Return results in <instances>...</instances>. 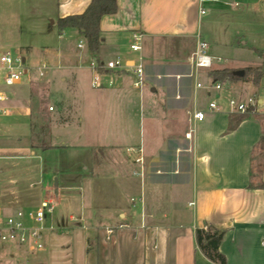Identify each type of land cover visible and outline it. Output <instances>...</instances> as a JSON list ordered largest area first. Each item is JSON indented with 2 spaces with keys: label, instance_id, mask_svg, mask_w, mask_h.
<instances>
[{
  "label": "crops",
  "instance_id": "1",
  "mask_svg": "<svg viewBox=\"0 0 264 264\" xmlns=\"http://www.w3.org/2000/svg\"><path fill=\"white\" fill-rule=\"evenodd\" d=\"M203 2L117 0V12L105 14L100 20L101 44L95 58L107 61L121 56L126 66H130L142 56L146 82L136 88L132 73L122 70L112 85L107 82L100 87L98 95L105 100L104 105L91 108L88 121L94 122L97 128L101 126L103 131L99 132L103 136H112L110 142L90 146L80 140L67 144V137L83 136L86 118L80 110L78 122H71L65 116L58 123L59 144L40 149V178L35 184L30 183V186L39 185L34 188L39 201L36 205L51 195L58 200L57 194L62 189L68 190L67 193L75 190L86 193L96 184L103 188L115 186L119 201L105 211H94L93 218H89L93 236L87 237L86 250L95 256L92 255V264H218L209 260L196 243V228L206 225L225 231L220 251L227 259L226 264H264V113H251L238 120L239 114L210 109V101L221 102L223 98L218 95V99L205 104L202 99L211 92L196 86L198 80L210 82L209 69L203 72L204 81L200 80L201 70L196 78L192 59L188 63L187 55L174 50L159 51L161 40L197 43ZM54 3L53 11L46 15L49 24L43 31L52 42L36 48L26 46L30 48L29 53L23 56L25 61L33 54L40 56L41 63H47L50 68L53 65L45 57L52 54L56 68L68 71L60 77L61 86L72 87L75 99L84 75L89 72L92 78L88 64L93 56L78 30L66 28L60 32L57 20L83 13L91 0H54ZM134 32L143 34L139 52L130 49ZM80 41L85 42L83 47L78 46ZM24 85L9 89L13 97L8 105L13 114L5 119L0 139L13 135L19 127H24L27 134L31 132V117L37 114L29 106L27 90L26 98L22 97L20 88ZM0 89L8 88L0 84ZM58 93L62 99L69 96V91ZM137 95L144 118L154 122L148 130L154 152L143 142L142 133L136 137L137 125L131 128L128 123V101H134ZM187 107L191 109L190 119L177 118ZM195 110L205 113L203 120L193 118ZM115 113L121 118L116 128ZM170 145L179 152L184 146L188 150L178 155L174 148L176 158H172L166 154ZM5 146L0 145V151L7 150ZM30 146L38 150L36 145ZM140 146L145 161L173 166L170 171L156 170L155 174L162 178L169 177L172 181L180 174L177 162H188L184 170L186 180L172 181L167 189L161 187L152 192L146 177L134 174L139 165L126 152L127 147ZM32 154L36 155V151ZM257 163L259 169L255 168ZM145 168L143 164L144 173ZM132 197L137 200L133 202ZM0 207L9 211L5 206ZM81 213L78 216L83 220L85 212ZM50 218L53 219L52 215ZM108 228L113 230L110 235ZM8 254L10 258L21 257L14 251Z\"/></svg>",
  "mask_w": 264,
  "mask_h": 264
},
{
  "label": "rangeland",
  "instance_id": "2",
  "mask_svg": "<svg viewBox=\"0 0 264 264\" xmlns=\"http://www.w3.org/2000/svg\"><path fill=\"white\" fill-rule=\"evenodd\" d=\"M54 4V0H0V50H10L13 53L17 50L23 55L29 53L30 48L26 46L36 48L47 44L46 42H52V38L43 31L45 28L47 29L49 24L46 15L53 11ZM202 9L204 13L199 22L200 38L208 42L209 53L222 60L220 63H215L214 69L241 70L251 66L264 70V0H204ZM195 45L196 43L190 41L161 40L159 51L161 53H167L171 50L180 51L179 53L187 55L188 63L189 61L191 63ZM45 59L50 66H53L45 70L43 75L38 72V67L42 61L40 56L35 54L29 56L24 65L28 68V74L25 75L23 81L27 87L24 85L20 88L23 92L22 97L23 99L28 97L29 106L31 108L35 106L33 111L36 110L37 114L31 117V132L27 134L24 127H19L13 135L4 136L0 139V145H6L5 147L8 148L0 151V205L5 206L9 211L16 208L32 207L39 202L38 197L35 196V189L39 185L30 186V183L37 182L40 178L42 163L39 158L40 149L44 145L52 147L60 143L56 134L59 132L58 123L61 122L62 118L67 116L69 121L78 122L80 115L78 111L80 110L86 118L83 124L85 134L83 133L80 139L67 137V144H75L81 140L84 144L94 146L100 142L103 144L113 140L109 134L103 136V133L99 132L103 131L101 126L97 128L94 122L88 121L91 108L102 107L105 101L98 95L101 88H94L90 85L91 73L87 72L84 75L81 87L76 91V98L74 99L72 98L74 94L72 87L64 88L60 83V77L68 71L56 68V60L52 54H49ZM91 60L92 58L89 62ZM143 64L145 68L144 60ZM183 68L188 70L185 66ZM200 70L202 73L199 78L204 81L203 72L205 70L208 72V70ZM121 71L111 70L106 77L107 85H112ZM4 74V70L0 69V84H3ZM110 80L112 81L110 82ZM203 83L206 85L205 82ZM26 90L27 95L25 97ZM60 90L69 91V96L66 99L59 98L58 92ZM209 91L211 94L202 99L205 104L211 99H218V95L223 99L230 96L244 100L249 97L256 100L262 98L263 102L258 103L257 106L259 112L264 113V76L259 85L247 80L226 81L222 90L217 91L210 88ZM139 100V95H137L134 101H128V123L131 128L132 125H137L136 137L138 138V135L142 133L143 142L152 148L153 145L149 144L151 135L148 130L154 122L150 123L147 118H144L143 112L138 107ZM178 101H181L180 104L184 103L181 98ZM21 104H16V106ZM190 110L187 107L180 116L177 115L176 117L182 119L189 117L190 119ZM40 113L43 116L39 119ZM104 114L106 115V113ZM100 115L102 118L104 117L103 114ZM118 115L120 114L115 113L114 115V128L120 124L121 118ZM176 124L179 125L180 123ZM31 144L36 145L38 150L31 147ZM173 146H168L166 152L172 158H176L175 150L178 155H183L188 150V147L184 146L180 148L181 152H179ZM128 148H126V152L130 157H133L134 161L136 153L130 154ZM33 150L36 151V155L32 154ZM152 150L154 152L155 149L152 148ZM143 154L145 155L144 152ZM144 164L146 166L145 173L142 170L141 173L134 174L140 178L146 177L148 187L152 192L160 190L161 187L167 189L168 183L172 181L184 182L186 180L184 170L188 167V162L183 160L177 162L180 174H177L175 178L173 177L172 181L169 177L162 178L155 174L159 168L170 171L173 167L171 164L151 163L148 160ZM257 164L255 168L259 169V164ZM138 165L140 170V164ZM152 174H154L153 177ZM11 180L13 181L10 182ZM96 185L92 187V191L86 193L83 190L81 192L75 190V193L73 191L67 193L68 190L64 189L60 190L57 194L59 205L52 213L53 219L51 220L50 216L47 219V224H52L54 230L46 231L45 248L39 251H31L26 246L14 241L0 242V264H92L95 256L86 250L87 237L93 236L89 218H93L92 213L94 211H105L106 207H113L119 201V195L114 191V184L108 188H103V185L96 187ZM132 198L137 200L136 197ZM7 199H12L14 202L8 203ZM123 200L125 201V199ZM82 210L85 212L83 220L78 216L82 214ZM56 215H58L57 218ZM70 215L74 217L71 218ZM102 229L105 230L104 227ZM10 251L21 254V257L16 255L14 258H10L8 254Z\"/></svg>",
  "mask_w": 264,
  "mask_h": 264
},
{
  "label": "built area",
  "instance_id": "3",
  "mask_svg": "<svg viewBox=\"0 0 264 264\" xmlns=\"http://www.w3.org/2000/svg\"><path fill=\"white\" fill-rule=\"evenodd\" d=\"M204 13V10H202ZM143 34L134 32L130 49L133 52H139L142 49ZM85 45L84 41H80L79 47ZM192 65L194 68L193 75L198 78L200 69H213L215 63H220L221 58L213 57L209 53V44L198 36L196 48L192 53ZM24 56L18 51L11 52L10 50H0V69L4 70L3 84L8 89H0V134L5 119L13 114V109L8 105L11 100V92L9 89L23 83L25 75L28 74V68L25 65ZM88 66L92 70L91 85L94 88H100L103 84L108 82L107 75L111 70H127L132 73L133 84L135 87L140 88L144 85L145 81V68L142 56H139L130 66H126L125 59L117 56L107 61H99L93 57ZM49 65L42 62L38 67V72L43 75ZM103 69L102 71L99 69ZM112 80H110L111 82ZM225 82L214 81L210 78L208 84H203L199 80L196 83L197 87H205L208 90L213 88L217 91L223 89ZM259 99V98H258ZM256 100L252 97L248 99H240L230 96L227 99H222V103L212 100L208 106L215 111L227 110L231 113H256L258 110V103H262L263 99ZM205 113L201 110H195L193 118L201 121ZM130 154L136 153L134 161L140 164V170L135 173L142 172L144 164L143 147H129ZM140 172V173H141ZM135 201V198H132ZM58 206V200L54 195L45 198L39 205L30 208H16L11 211L4 210L0 207V242L14 241L26 246L31 251H39L45 248L44 237L47 230H54L52 224H47V219L55 211ZM113 232L108 228L107 233L110 235Z\"/></svg>",
  "mask_w": 264,
  "mask_h": 264
},
{
  "label": "trees",
  "instance_id": "4",
  "mask_svg": "<svg viewBox=\"0 0 264 264\" xmlns=\"http://www.w3.org/2000/svg\"><path fill=\"white\" fill-rule=\"evenodd\" d=\"M117 9V0H91V3L83 13L58 18V30L61 32L66 28H76L85 39L88 51L93 57H95L101 44L100 20L105 14L116 13ZM99 69L101 71L103 70L101 68ZM244 70L245 74L243 76H238L235 74L236 70L230 68H213L209 70L208 75L209 78L214 81L226 82L247 80L256 85L260 84L264 76V70H259L258 68L251 66L246 67ZM32 109H35V106H32ZM248 115L250 114H239L237 115V118L240 120ZM39 116V118H41L43 114L40 113ZM233 126V124H230V128H233ZM262 140H264V137ZM43 147L50 148L48 145H44ZM262 186L264 188V184ZM224 234V230L214 227L213 225L198 227L195 230V238L198 248L209 260L218 264L227 263L225 255L220 251V244L224 238Z\"/></svg>",
  "mask_w": 264,
  "mask_h": 264
},
{
  "label": "water",
  "instance_id": "5",
  "mask_svg": "<svg viewBox=\"0 0 264 264\" xmlns=\"http://www.w3.org/2000/svg\"><path fill=\"white\" fill-rule=\"evenodd\" d=\"M25 60V59H24ZM235 74L238 75V76H243L245 74V70L244 69H241V70H236L235 71Z\"/></svg>",
  "mask_w": 264,
  "mask_h": 264
}]
</instances>
